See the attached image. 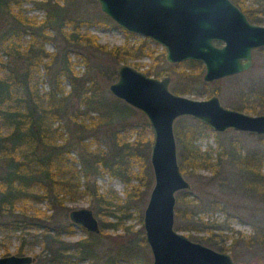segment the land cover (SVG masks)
<instances>
[{"label": "trees", "instance_id": "trees-1", "mask_svg": "<svg viewBox=\"0 0 264 264\" xmlns=\"http://www.w3.org/2000/svg\"><path fill=\"white\" fill-rule=\"evenodd\" d=\"M23 1H31L35 7L43 9V16L36 19L34 16L24 14L20 8ZM234 1L240 5L239 0ZM77 2V0H0V13H4L9 18V22L5 24L0 34V68H6L7 71L6 75L0 76V233L11 230L20 231V242L14 252L16 254L25 252V238L22 235L29 234V230L32 232L30 233L32 239L26 242H32V240L43 242L44 250L35 254L36 262L30 264H75L77 260L85 256H93L95 249L91 246L93 241L91 238H95L97 233L87 232L86 238L72 243L61 241L59 238L61 231L70 232L72 222L48 224L43 220L42 211L37 208L29 209L27 202L49 197L50 204L54 208L55 204H61L63 196L67 193L71 195L86 193L95 198L98 210L110 212V199L116 198L115 195L107 198L105 194L98 192L95 186L91 188L90 185L78 189L77 172L82 171L83 174L92 172L96 167L95 162L100 163L103 169L111 174L126 181L128 177L124 178L122 172L126 161L133 159L136 162L137 172L133 173V176L137 183L131 185V189L125 190L122 203L120 205L115 203L118 207L126 208L128 205L136 207L135 202L151 180L148 164L151 133L144 116H141V122L137 128H134V135L129 139L125 132L129 129L130 121L125 120L126 115L124 116L130 111L128 104L114 96L109 99L101 96L96 79L93 76L86 77L83 73L79 75L73 69V64L69 62L67 55L70 51L77 53L73 45L81 43L106 53L112 59V70L106 71L98 67L95 76L110 72L112 78L115 76L113 66L115 68L117 63H128L134 56L150 52L146 51L147 49L142 45H131L127 42L107 46L99 43L95 34L88 29L84 32L79 31L80 26L95 24L107 27L110 26L107 22L112 23V21L103 13L100 19L97 15L76 18L73 12ZM245 11L252 21H258L254 10L245 9ZM66 27H68L67 30ZM48 29L55 30L62 41L61 50L58 53L45 51L41 46L44 40L54 39V33H49ZM23 34L30 35L31 40L19 51L21 45L19 38ZM124 34L128 35L126 31ZM36 37L40 39V42L36 40ZM34 43H39V47H33ZM13 56H20L26 60L22 72H18L7 64L11 60L9 58ZM43 57H46L44 61L41 60ZM83 60L86 69L91 68L84 58ZM39 63L47 71H50V68L55 70L47 90L39 91L37 79L33 76V70ZM190 63L200 65L195 61ZM148 70L151 74L160 75L162 68ZM59 74L68 75L70 80L68 95L76 100V106H72L67 113L75 136L88 129H94L93 132L98 134L99 123L108 124L109 127L116 124L115 129L112 128L110 137L112 150L103 151L98 148L90 150L88 145L81 143V138L77 137L83 151L87 155L90 153L89 157H80L79 170L75 168L72 160H68L64 155L66 152L64 144L56 142L58 134L53 138L51 136L56 130L51 123L62 119L67 100V96L62 91ZM190 81L193 83L192 80ZM242 89L241 102L229 107L250 113H264V78L245 82ZM173 91L182 92L175 88ZM202 92V90H196L195 93L201 95ZM212 93H218L216 87L207 91L206 96ZM81 106L83 108H80ZM91 110L98 112L95 120L84 122L85 118H79L82 115L87 116ZM185 119L183 116L176 118L173 122L180 171L183 173L188 168L192 170L205 168L210 173L207 183L214 185L219 192L243 196L249 201L258 202L264 206V169L261 168L264 153L254 149L243 152L232 146L227 161H223V157L227 154L225 152L227 147L218 138V133L214 134L216 147L212 148L208 145L200 149L195 140L197 134L201 132L200 127L205 125L198 120L187 123ZM120 129L122 134L119 132ZM259 137L264 136L259 135ZM178 200H180L179 197H177ZM131 201L134 202L131 203ZM197 202L203 209L221 208L219 199L214 194L198 200L197 198L185 200L182 210L174 209V216L183 219V223L175 224V229L190 231L202 228L206 233L193 237V240L221 251L232 250L238 245L260 250L264 248L263 223L259 224L261 222L256 221L257 223L252 224L251 231L248 233L236 231L237 234L231 235L230 242L226 243L228 235L224 231L229 227L213 220L206 221L197 217ZM138 218L141 220L140 214ZM111 224L115 226L117 222ZM122 226L123 229H127L126 225ZM120 248L116 253L119 260L125 258L132 264H137L138 258L142 260V257H134L132 253L123 250L125 248ZM116 256L104 259V262L119 264L116 263ZM72 257H74L73 260Z\"/></svg>", "mask_w": 264, "mask_h": 264}, {"label": "rangeland", "instance_id": "rangeland-1", "mask_svg": "<svg viewBox=\"0 0 264 264\" xmlns=\"http://www.w3.org/2000/svg\"><path fill=\"white\" fill-rule=\"evenodd\" d=\"M77 1L76 8L74 7L75 11L73 12V15L76 18H86L93 15H97V18L99 19L102 17V12L99 10L96 1ZM241 3L246 7H250L253 4L257 5L259 9H264V0H241ZM20 8L24 14L34 16L36 19L43 16V9L35 7L31 1L21 2ZM259 18L260 23L264 24V13H259ZM7 22H9L8 16H6L4 13H0V23H2V25H0V34L3 32ZM107 24L110 26L101 27L95 24H88V26H80L79 31L84 32V30L88 29L89 32L95 34L96 40L99 43L106 44L107 46L121 44L123 42H127L131 45H142L143 48L147 49L146 51H149L150 53L141 54L137 57L134 56L133 58L129 59L128 64L151 76L160 77L164 74L169 75L170 89L173 91L175 88L179 91H182L178 94H182L190 98L200 99L206 97L207 91L216 87L218 90V93L216 94L219 97L220 103L226 107L235 106L241 102L240 91L243 90L242 87L244 86L245 82H249L251 80L256 81L258 79L260 80L264 78V46L254 48L251 51V64L247 69L232 75L215 79L211 82L204 83L201 80V75L203 72L202 65L192 64L188 60L180 61L174 64H168L163 58L164 51L160 44L153 42L146 36L138 33H129L126 31L128 35H125V30H122L120 27L115 25L113 21L112 23L107 22ZM67 28L68 27L65 29L67 30ZM47 31L51 34L54 33V39L44 40L41 43V46H43L42 48L45 51L58 53L61 50L62 41L59 39L55 30L48 29ZM19 40L21 44L19 51H21L24 45L28 43L29 40H31L30 35L23 34ZM36 40L40 42V39L37 37ZM38 44L34 43L33 47H39ZM73 46H75L74 49L77 51V53L70 51L67 54L69 62L73 64V69L76 70L79 75L80 73H83V75L86 77L93 76L97 81L101 96L106 99L112 98L113 95L108 90V84L115 80L116 74H114L115 76L112 78L110 76V72H108V74L101 73L95 76V71L98 67L104 68L106 71H111L112 59L106 53L95 50L92 47H87L84 43ZM83 58L90 64L91 68L86 69ZM3 59L8 58L3 57ZM9 59H11L9 63H7L9 66L14 67V69L18 70V72H22L24 70L26 60H23L22 57L13 56ZM45 59L46 57H43L41 60L44 61ZM159 68H162L160 75H156L155 73L151 74V72L148 70H156ZM113 69L115 73L114 66ZM49 70L50 71H47L41 63H39L36 69L33 70V76L37 79V88L39 91L47 90L50 87L49 81L53 76L52 73H54L55 70L52 68ZM5 73H7L6 68H0V76L6 75ZM59 80L63 94L67 96L65 114L63 115L62 119L52 121L51 126L56 127V130L51 136L53 138V136L55 137L58 134V136H56V138L58 137L57 140L55 139L56 142H62L64 144V147L66 148L64 155L68 160H72L75 168L79 170L80 157H89L90 153L87 155V153L83 151L81 144L77 140V137L81 138V143L87 144L88 149L90 150H95L96 148L103 151L112 150L113 146L110 137L112 128L115 129L116 124L109 127L108 124L99 123L98 134L93 132L94 129H88L80 132L78 135L76 134L77 136H75V134L72 132L73 128L70 125L72 122L67 118V113L72 106H76V100L73 96L68 95V90L70 88V80L68 75L59 74ZM190 80H192L193 83ZM196 90H202L203 92L201 95H197L195 93ZM128 107H130V111H128V114H124V116L126 115L125 120L130 121V123L128 126L129 129L125 132V134L129 137V139H131V137L134 135V128L138 127V124L142 119L141 116L143 115L134 107L129 105ZM80 108H83V106ZM245 113L254 114L250 112ZM96 116H98V112L91 110L88 112L87 116L82 115L79 118H85L84 122H86L95 120ZM184 118H186L185 120L187 123H193L196 120L188 116H184ZM200 129L201 132L197 134L195 140V143L200 147V149H204L208 145H210L212 148L216 147L214 134L218 133V138L221 140L222 144L227 147L225 150L227 154L225 157H223V161H227L228 153L232 146H234L236 150H241L243 152L254 149L258 152L264 153V137H259L258 134L238 131L230 128L223 132H215L207 125L200 127ZM119 132L122 134L121 129ZM145 136H147V134H145ZM177 151L178 145L176 144V154ZM95 165V169H93L92 172H89L88 174H83L82 171L77 172L78 189H83L85 185H90L91 188L95 186L97 191L105 194L107 198L115 195L116 198L110 199V212L105 213L98 210L95 198L86 193H78L73 195L67 193L63 196L61 204H55L54 208L50 204L51 199L49 197H42L36 201H29L27 202V207L29 209L37 208L39 211H42L41 214L44 216L43 220L51 225L55 223H64L65 221L71 222L68 218V211L72 208L87 207L91 210L92 214L97 219L99 227L98 232H96L97 236H95V238H91L93 240L91 246L95 249V255L85 256L77 260L75 264H106L104 259L107 260L109 257H115L117 250L121 249L120 247H122V249L125 248L123 250H127L128 252L132 253L134 257H142V260L140 258L137 259V264H149L151 256L149 249L143 239V229L138 215L140 214L142 217V210L146 203L148 192L152 184L151 168V180L148 186L143 188L138 201L135 202L136 207H134V205H128L125 208L120 206L118 207L115 205V203L120 205L125 197V190L131 189V185L137 183V180L134 179L135 177L133 176V173L137 172L136 162L133 159H129L126 161V164L123 167V177H128L127 181L103 169L100 163L95 162ZM261 168L264 169V156L261 160ZM182 175L188 181L189 187L178 190L175 193L174 209L179 208V210H182L185 205V200L195 198L198 200L201 197H209L212 194L216 195L219 199V205L221 208L215 207L214 209H203L197 202L198 209L196 211V215L202 220H213L217 223H221L223 226H228L231 230L227 229L224 231L228 235L226 243L230 242L231 235L235 236L237 234L236 231L248 233L251 231L252 224L257 223L256 221L261 222L259 224H264V211H261L264 209L263 205L255 201H249L243 196L219 192L214 185H209L207 183L206 180L210 176V173L205 168H198L194 170L188 168V170L186 169V172H183ZM177 197H179L180 200L177 201ZM132 202L134 201H131V203ZM116 222L117 224L112 226L111 223ZM181 222L183 223L182 218H176L174 216L173 227H175V224H179ZM122 225H126L127 229H123ZM177 231L187 235L191 239H193L195 236L204 235L206 233L204 230H202V228L198 230L193 229L190 231L185 229H177ZM87 232L91 231H87L84 227L72 223L70 232L61 231L59 238L61 241L63 240L67 243H72L78 239L86 238ZM19 233V230H11L0 233V255L15 252V247L20 242ZM30 233H32L31 230H29V234L22 235L25 238L24 253L32 255L37 253L39 254L42 250H44L42 247L43 242L41 243L40 241L34 240H32V242H26V240L31 241L32 239ZM52 246H55V244H52ZM69 251L70 250H68V252ZM227 252H229L232 258L237 262L245 264H264V248L260 250L253 247L247 248L243 245H238L236 248L228 250ZM73 259L74 257H72V260ZM115 260L116 263L119 264H132L127 262L125 258H121V260H119L118 256H116ZM34 262L36 261L34 260Z\"/></svg>", "mask_w": 264, "mask_h": 264}, {"label": "water", "instance_id": "water-1", "mask_svg": "<svg viewBox=\"0 0 264 264\" xmlns=\"http://www.w3.org/2000/svg\"><path fill=\"white\" fill-rule=\"evenodd\" d=\"M94 1L122 30L164 45L166 61H200L204 82L247 69L251 51L264 46V25L249 22L229 0ZM214 39L222 44H214ZM115 74L109 92L141 112L151 132L148 160L152 184L141 217L149 264H245L173 227L175 193L189 187L177 162L173 122L189 116L215 132L230 128L264 136V113L226 107L216 93L200 99L175 93L169 89L168 75L151 76L128 63H117ZM68 218L87 231L99 230L87 207L70 209ZM34 260L28 253L0 255V264H30Z\"/></svg>", "mask_w": 264, "mask_h": 264}, {"label": "flooded vegetation", "instance_id": "flooded-vegetation-1", "mask_svg": "<svg viewBox=\"0 0 264 264\" xmlns=\"http://www.w3.org/2000/svg\"><path fill=\"white\" fill-rule=\"evenodd\" d=\"M232 4H234L240 11H242L243 12V14L245 15V17H246V19L249 21V22H252V23H255V24H258V25H264V24H261L260 23V18H259V13H264V9L263 8H261V9H259L258 7H257V5H253L252 3V6H250V7H246V6H244L242 3H241V0H239L240 1V5L237 3V2H235L234 0H229ZM241 5H242V7H241ZM245 9L246 10H254L255 11V14L257 15V17H258V21H252L249 17H248V14H247V11H245ZM129 33H132V32H129ZM148 39H150L149 37H147ZM151 40V39H150ZM151 41H153V42H156V41H154V40H151ZM156 43H158V44H160L161 46H162V48H163V51L165 52V50H164V45H162L161 43H159V42H156ZM213 43L214 44H222V41H219V40H216V39H214L213 40ZM261 47H263V46H261ZM258 48V47H257ZM163 58H164V53H163ZM165 60V59H164ZM185 60H188L189 62L191 61V62H198L200 65H202V63L200 62V61H198V60H193V59H185ZM181 61H184V60H181ZM165 62H167L168 64H174V63H177V62H174V63H172V62H168V61H166L165 60ZM178 62H180V61H178ZM202 67H203V65H202ZM164 75H167V74H164ZM169 76V75H168ZM202 80V79H201ZM203 81V80H202ZM204 82V81H203ZM169 83H170V76H169ZM204 83H206V82H204ZM168 86H169V84H168ZM169 89H170V86H169ZM171 90V89H170ZM172 91V90H171ZM175 92V91H174ZM176 93V92H175ZM24 254V253H23ZM34 257H35V255H33Z\"/></svg>", "mask_w": 264, "mask_h": 264}]
</instances>
